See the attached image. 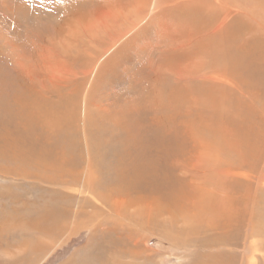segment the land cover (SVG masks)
<instances>
[{"label": "bare ground", "instance_id": "6f19581e", "mask_svg": "<svg viewBox=\"0 0 264 264\" xmlns=\"http://www.w3.org/2000/svg\"><path fill=\"white\" fill-rule=\"evenodd\" d=\"M16 1L19 5L16 7H13V4L9 5L8 13L12 16L16 13L14 16H18V19L27 15L21 13H29L30 11L39 10L40 13L47 12L50 15L60 12L64 17L67 16V19H64L66 24L70 18L80 17L82 10L78 9V6L72 5V0H48L49 4L43 5V7H39L41 5H39L40 0ZM55 1L62 5L59 4L58 8L53 10L54 6L50 4L55 5ZM249 1L251 7L248 8L247 4L248 9L242 11L239 19L249 20V25L245 23L246 27L247 25L250 26L253 36L257 39L260 37L261 43L257 46L256 42H251L250 46L241 42V46L234 49L232 47L228 50L225 47L228 46V40H223L221 46H215V49L211 48L210 51L213 55L214 74H206L201 77L202 74L199 73L197 76L198 85L192 87V90L199 91L202 85H212L214 95L211 119L214 126L210 133V141L200 138L196 134L195 138L193 137V142H197L201 156L199 161L191 166L193 170L187 169V164L180 168V173L183 172L185 175L180 180V184L183 188L186 186V188H190V191L194 189L196 193L199 192L204 196L206 201L214 203V207L211 209L215 213L213 212V217L209 218L210 220L202 214L203 211L200 210L199 206L190 207L186 204L184 194L180 198L173 196V199L169 201L171 194L167 195L160 188L166 181L170 182L169 176L166 178L164 172L160 173L158 170L161 161L167 157L158 151L162 149L160 147L164 146L161 144L159 147L160 142L164 139L160 138L158 134L162 132L160 129L168 128V126L159 127L161 120L157 116L162 110H166L165 114L168 116L166 121H172L173 116L171 114H174L167 113L169 110L168 103L161 104L160 99L156 103L152 100L146 101L149 110L156 111L152 114L157 117V120L152 118L156 129L148 124L141 125L137 120L133 122L132 117L136 114L132 116L135 107L129 100L130 97L126 98L125 110L118 108L116 105L118 102L117 89L120 83L116 82V77L110 79L106 75L107 77L103 78L106 79L105 83L108 85L105 95L103 94L104 96H101L99 100L97 98L96 101H94V94H88L84 99L83 117L87 122H94V131L83 133H86L83 141L86 145L88 159L86 167L83 169L81 167L83 153L79 144L77 125L69 131L62 128L68 123H75L78 120L77 106L81 83L75 87V91L71 95L68 94L69 96H67L66 94L68 97L66 100L58 96V89L54 88V85L51 89L43 85V92L42 90L34 92L35 90L26 89L19 78L12 83H7L8 75L6 78L0 61V161L6 163L5 166H0V171L5 172V174L17 175L19 178H32L30 180L32 185L42 184L50 190L41 189L44 192L41 193L45 196L41 198L45 199L41 200L42 203H39V206L35 205L38 208L32 211L33 205L24 213L28 216L25 218L27 219L25 223L40 231L46 230L45 233L50 236H59L65 233L64 228L68 227L67 220L70 219V216L74 222L75 220L77 222L74 232L85 229L89 234H92V232L100 229V241H90L87 246L92 251L94 246V252L97 254L93 256L94 258L88 254L84 261H80L81 264L82 262L89 264L91 261L99 264H153V253H149L146 247L144 249L142 244L140 245V242L151 239V237L157 239L164 247L169 245L170 248L177 249L180 259L178 264H242L244 253L249 255L245 259V264H264V256L256 253L259 249H264V241L260 239L264 237L262 233L264 230L259 228L261 224L264 225V46H261L264 44V0ZM28 2L33 3L32 7ZM66 2H69L71 6H66ZM243 7L245 8L244 4ZM243 7L241 6L242 9ZM15 20L17 21V19ZM242 21L244 20L242 19ZM129 26L134 27L133 22ZM213 31L215 32V30ZM117 33L116 31L108 35V44L113 42L114 35ZM117 42L107 47L104 46L102 51L96 50L91 58L101 60L104 53H110L114 50V45ZM6 47H0V57L8 61L6 59L7 53L12 50H8L6 53ZM103 51L105 52L101 55ZM117 53L115 57H118ZM19 58L16 61L14 57L16 61L14 67L18 71H23L24 67L20 62L22 57L19 55ZM180 74H177L178 77H175L173 73L171 74L176 86L175 95L181 92V86L184 83V81L182 83L183 76ZM168 78L170 79V77ZM47 79H51L50 76ZM163 81L166 82V79L164 78ZM165 82L162 85V91L166 89ZM184 86H187L186 83ZM49 94L56 95L57 99L51 100ZM92 106L95 107L94 116H92ZM207 117V115L197 113L196 120L202 122L201 126H205L207 125L205 123ZM143 118L145 117L143 116ZM153 147L157 148V153L155 152L154 155L152 153ZM218 156H223L225 160L220 161ZM61 158H64L62 163ZM70 161L71 164H69ZM60 163L62 166H59ZM48 170L50 173L56 172L58 174L48 176ZM189 172L194 173V175ZM166 173L168 174V172ZM70 183L78 185L81 189L80 193H91L92 198L97 200V206L89 207L90 198L86 200L80 195L76 209L71 211L72 200L70 195L66 196L63 193ZM225 187H234L238 192L235 201L241 206L244 205L245 214L248 210L247 217L250 216L246 223L242 222L238 227L237 224L233 225L228 221H223L220 227L215 223L216 217H218L216 206L222 201L231 199L230 195L227 196L230 193ZM32 190L34 192V187ZM103 192L107 194L113 192L111 196L114 195L120 202L109 201ZM212 192L216 193L213 194V197L211 196ZM14 196H16L15 193ZM100 202L111 212L112 217L107 218L103 210H99ZM62 204L64 208H60ZM147 204L154 206V209L148 210V212L139 210L141 205ZM17 207L20 206L17 205ZM88 207L93 208L89 211L90 213ZM207 213L212 214L209 211ZM233 216L237 217L236 214ZM100 217H104L103 220L108 223L97 222ZM5 218L7 219V217ZM254 221L256 224L252 223ZM104 226L107 227L103 228ZM4 227L10 228L6 224ZM16 228H22L18 221L17 225H12V231ZM116 229L125 230L127 237L124 239L129 240V243H124L125 241L120 238L114 239L115 237H111L114 234L110 235L106 232L112 231L113 233ZM147 229H149L150 235H148ZM91 237H95V234ZM248 239L250 242L246 245ZM174 240H179V242L172 244L171 242ZM25 244L27 246L31 242ZM124 244L125 246L132 245V249L123 250ZM239 247H242V250L239 249L238 251ZM36 248L41 249L37 245ZM24 249L26 248L24 247ZM106 251L109 253L108 256ZM34 252L38 251L34 250ZM78 259L81 260V258ZM132 259H141L142 262L132 261Z\"/></svg>", "mask_w": 264, "mask_h": 264}, {"label": "rangeland", "instance_id": "374dc122", "mask_svg": "<svg viewBox=\"0 0 264 264\" xmlns=\"http://www.w3.org/2000/svg\"><path fill=\"white\" fill-rule=\"evenodd\" d=\"M30 2L28 3L31 6L33 3ZM72 2V5L78 6V9H82L80 11V17L70 18L65 24L64 19L66 20L67 16L64 17L60 12L50 15L47 12L40 13L39 10L34 12L30 11L29 13H21L27 15L21 16L18 19V16H14L16 13L13 16L9 15L8 10L9 5L13 4V7H16L19 3L16 0H0V47L7 46L6 53L8 50H12L7 53L8 57L6 59L8 61L0 57V61L2 62L1 68H3L6 78L8 75L7 83H12L15 79L19 78L26 89L35 90L34 92L39 90L43 92V85H46L48 89H51L52 85H54V88L58 89V96L64 100H66L68 98L67 96L71 95L75 91V87L81 83L82 87H80L81 91L78 96L77 106L78 120L75 123H68V125L62 128L69 131L73 130L77 125L78 136L80 138L79 144L81 145L83 153V164L81 167L85 169L88 159L86 145L83 141L86 133H83H92L94 131V122H87V120H84V99L88 94H94V101H96L97 98L99 100L101 96L105 95L108 89V85L105 83L106 79L103 78L106 75L109 76L110 79L116 77V82L120 83L117 89L118 102L116 105H118V108L125 110L126 98L130 97L129 100H131L135 107V112L132 113V116L136 114V116L132 117V121L134 119L133 122L137 120L141 125L148 124L152 126L153 129H156L152 118L157 120V117H159L161 120L159 127L168 126V128L160 129L162 132L158 134L160 138L164 139L160 142L159 147L161 144L164 146L160 147L162 149L158 151L167 156L159 164L158 170L160 173L164 172L166 178L169 176L170 179L169 183L166 181L160 188L167 195L171 194L168 200L171 201L173 196H179L180 198L182 194H184L185 202L187 201L186 204L190 207L199 206L201 208L200 210L203 211L202 214H204L207 219L213 217L212 215L215 211L211 208L214 207V203L212 201H206L204 196L199 192L196 193L194 189L190 191V188H186L187 186L184 187L186 188L184 189L180 184V180L185 177L183 172L180 173V168L187 164V169L193 170L191 166H194L201 156L197 142H193V137L195 138L196 134L198 137L210 141V133L214 126V122L211 119V115L213 114L214 95L212 92V85H202L199 91L192 90V87L198 85L197 76L199 73L202 74L201 77L206 74H214L215 67L213 66L214 63L212 60L213 55L210 51L211 48L215 49V46H221L224 42L223 40H228V46H225L228 50L232 47V49H234L241 46V42L249 45L251 42H256L257 46H259L261 43V40H259L260 37L257 39V37L253 36V33L250 31V26H248L249 20L245 18L239 19L242 11L251 7L250 1L137 0L136 2V0H72ZM139 3L141 4L139 5ZM47 4H49L48 0H40V6H38L43 7V5ZM59 4L62 5L55 1V5L53 3L50 5L54 6L53 10H55L54 8H58ZM68 5L71 6L69 2H66V6ZM37 12L38 14H36ZM15 19H17V21ZM242 19L244 21H242ZM135 20H137L136 23ZM130 22H133L134 27L131 28L129 26L131 24ZM245 23L248 24L247 27ZM213 30H215V32ZM116 31L118 33L114 35L113 42L108 44V35ZM116 41L118 42L114 45L115 48L113 51L110 53H104L105 51L101 52V55L104 53L101 60L98 61L96 58H91V55L96 50L102 51L105 47L110 46ZM12 45L15 47L11 48L10 46ZM261 46H264V44ZM14 49H16V51H14ZM21 51L24 53L22 54ZM15 52L19 54L17 55ZM32 52L35 55H33ZM116 53L118 57H115ZM19 55L22 57L20 62L23 65L22 67H24L23 71H18L14 67V62L20 59ZM25 60L27 61L25 62ZM8 63H10L9 66ZM48 66L50 67L48 68ZM124 67L125 69H123ZM178 72L183 76L184 80H182V83L184 81L187 86H184V83L182 86L180 85L181 92L175 95L176 86L173 83L171 74L173 73L175 77H178ZM48 76H50L51 79H47ZM168 77H170V79ZM164 78L166 82L163 81ZM185 79H187V81H185ZM43 80H45V82H42ZM164 82L166 84V89L162 91ZM48 96L51 97V100L55 101L57 99L56 95L49 94ZM159 99L161 100V104L168 103L169 110L167 113L174 114H171V116H173L172 121H166L168 119L167 114H165L166 110H162L157 117H154L152 114L156 113V111L152 109L153 112L150 111L148 105H146L147 100H152L156 103ZM91 110L92 116H94L95 107L92 106ZM177 112L179 113L176 114ZM197 113L208 116L205 118V123L207 125L201 126L202 122L196 120ZM143 116L145 118H143ZM72 121L74 120L72 119ZM207 151H210V149H207ZM155 152L157 153V148L153 147V155L156 154ZM223 154L224 152L222 155ZM217 158L220 161L225 160L223 156H218ZM63 159L61 158V163ZM71 161L69 164H71ZM0 163V166H5L6 164L5 162L3 163V161H0ZM61 163L59 166H62ZM18 164L20 165V163ZM166 172H168V174ZM189 173L194 175V173ZM47 174L48 176H54L58 173H50L48 170ZM31 179L24 177L19 178L17 175L5 174V172L0 171V264H81L80 261H84L85 257H88V254L91 255V258H94L93 256L97 254L94 252V246L93 251L89 249L90 247L87 248V246L90 244V241H100V229L92 232V234H89L85 229H79L74 232L77 222L76 220L74 222L72 216H70V219L67 220L68 227L65 226L66 229L64 228L65 233L59 236H50L48 233H45L46 230L44 231L42 229V231H40L25 223L27 221L25 218L28 216L24 213L29 210L30 207L32 208L33 205L32 211L38 208L35 205L39 206L38 204L42 203L41 200L45 199L41 198L45 197L44 194L41 193L43 192L41 189L50 191L49 188L42 184L32 185L33 183L30 182ZM31 186L34 187V192ZM67 187L68 188L64 190L63 193L66 196L70 195L69 197L72 200L71 211L76 209L78 205L77 200H79L80 195L86 200L90 198L91 204L89 207L94 208V205L97 206V200L92 198L91 193H80L81 189L74 183H70ZM165 187L167 188L165 189ZM225 188L229 191L230 194H227V196L230 195L231 199L222 201V203L216 206L218 217H216L217 220L215 223L220 227L223 221H228L233 225L237 224L238 227L240 223H246L247 218H250V216L247 217L248 210L245 214L244 205L241 206L235 201L238 192L234 187ZM27 191L29 192L27 193ZM14 193L16 196H14ZM112 193L113 192L107 194L103 192L104 195H107L106 198L109 201L111 200L113 203L117 201L120 202L114 195L111 196ZM211 194L213 197V194L216 193L212 192ZM23 197L24 199H22ZM113 198L115 199L112 200ZM10 203L16 205H11ZM203 204H205V206H203ZM17 205L20 207H17ZM62 207L64 208L63 204L60 208ZM89 207L88 212L93 209ZM98 207L100 211L103 210L107 218L112 217L110 215L111 212L104 205H101V202ZM179 207L180 205L178 208ZM153 209L154 206L147 204L141 205L139 210L148 212V210L152 211ZM208 211L212 212V214L207 213ZM174 214H176V211H174ZM233 214H236L237 217L233 216ZM5 217H7V219ZM98 219V221H96L101 222V224L108 223L103 220L104 217ZM11 220L14 223L16 221V223L14 224ZM17 221L22 228H16L12 231V225H17ZM252 223L256 224V221ZM4 224L10 226V228L4 227ZM106 227L107 226H104L103 228ZM259 228L260 230H264V225L261 224ZM106 232L110 235L114 234L111 236L112 238L115 237L114 239L120 238L125 241L124 243H129V240L127 241L126 238V240L124 239V237H127L124 229H116L113 233L112 231ZM147 233L150 235L149 229H147ZM262 233L264 234V232ZM93 234H95V237H91ZM210 234L213 233L210 232ZM260 239L264 241V237ZM146 241L147 243H145ZM26 242H31L32 245L27 244L26 246ZM178 242L179 240H174L171 243L177 244ZM249 242L250 240L248 239L246 245ZM36 245L37 247H41V249L36 248ZM140 245L144 249L147 248L146 250L149 253H153V264H178L180 261L178 257L179 251L177 249H172L169 245L164 247L163 244L157 239L155 240L154 237L140 242ZM123 246V250H128V248L132 249V245L130 244L127 246L124 244ZM24 247L26 249H24ZM239 249L242 250V247H239L238 251ZM34 250L38 252H34ZM106 252L108 256L109 253L108 251ZM256 253L260 256H264V249H259ZM75 254L80 256H76ZM248 257L249 255L244 253L242 264H245V259ZM78 258H81V260ZM135 260L142 262L141 259H132V261ZM90 263L96 264L97 262L91 261Z\"/></svg>", "mask_w": 264, "mask_h": 264}]
</instances>
